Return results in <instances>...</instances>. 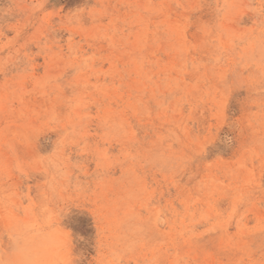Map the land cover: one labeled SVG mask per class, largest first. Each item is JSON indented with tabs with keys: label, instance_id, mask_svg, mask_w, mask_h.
Masks as SVG:
<instances>
[{
	"label": "rangeland",
	"instance_id": "rangeland-1",
	"mask_svg": "<svg viewBox=\"0 0 264 264\" xmlns=\"http://www.w3.org/2000/svg\"><path fill=\"white\" fill-rule=\"evenodd\" d=\"M0 264H264V0H0Z\"/></svg>",
	"mask_w": 264,
	"mask_h": 264
}]
</instances>
